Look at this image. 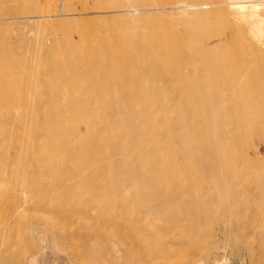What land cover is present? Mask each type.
Here are the masks:
<instances>
[{"label": "rangeland", "instance_id": "rangeland-1", "mask_svg": "<svg viewBox=\"0 0 264 264\" xmlns=\"http://www.w3.org/2000/svg\"><path fill=\"white\" fill-rule=\"evenodd\" d=\"M158 1L130 13L117 0L0 2V70H15L0 76V264H264V121L239 90L264 87V0ZM199 11L192 38L220 40L230 69L246 67L240 82L193 44L168 46L163 64L53 70L34 56L42 32L61 57L69 43L102 54L145 25L191 31Z\"/></svg>", "mask_w": 264, "mask_h": 264}, {"label": "bare ground", "instance_id": "bare-ground-1", "mask_svg": "<svg viewBox=\"0 0 264 264\" xmlns=\"http://www.w3.org/2000/svg\"><path fill=\"white\" fill-rule=\"evenodd\" d=\"M7 1L13 2L18 0H0L1 3H7ZM117 1L118 2L111 8H120L127 13L137 12L138 10L157 11L164 9L163 4L158 0H128L126 2L124 0ZM120 1L122 2L120 3ZM196 6H201V4L193 5L192 7ZM64 10L65 7H61L58 10V15L63 14L62 12ZM52 12L55 11L45 10L42 12L39 10H35L32 13L36 14V16L29 18H38L43 20L44 22H47L53 16ZM195 16V20H192L191 25L187 27L191 31L185 30L182 33L183 35L177 33H169L164 35L160 29H153L154 27L152 28L151 25H145V32H140V34L136 38H134L133 36H129L126 38L122 37L119 41L120 43L118 41H112L111 44L107 45V50L102 54L99 51L93 50L94 48H73L69 43V45H65L67 51L66 58L65 56L61 57L58 55L57 47L45 46L43 40L41 39L43 38L42 32L41 36H38L36 38L38 51L35 52L34 56L38 59L41 58L42 60H45L47 63H51V65L53 66V70L56 69L57 65H60L58 64V61H64V63L66 62L67 64L73 65L75 63L74 60L79 58L84 60L85 62H91L92 64H96L98 59L112 62L120 61L127 63H141L143 65H147L149 63L163 64V61L171 57L166 56L168 46H172L173 44L178 43L183 45L188 44L191 47V45L193 44L195 46L191 51V56L196 59L203 60L206 64L207 70L209 69V71H212V73H217L218 69H224V71L229 70L231 71L232 79L240 82V79L245 78L248 75V73L246 72V67L242 64L239 65V62H234L232 64V68L230 69L231 60L227 59V57L223 59L221 57L220 49L217 47V45H219L217 43H221L220 40L211 46L213 48H208L206 44L211 40L212 37L210 32L206 31L204 36H202V38L198 40H194L192 38L196 35L194 31H192L194 29L193 25H202L201 27L207 26L206 22L203 19L205 16L202 11L196 12ZM0 20H2L1 16ZM188 21L189 18L182 19L183 23H186ZM250 32V36L253 37V39L258 38V42L262 40V30L256 24V22L252 23ZM134 45L136 46L134 47ZM26 59L27 57L24 56L22 59L23 63L21 65L24 73L27 72V67L26 65H24ZM177 63L178 60L176 61V64ZM148 69L149 68H146V66L143 67V70ZM7 73L12 75L15 74L13 65H5V67L0 70V76L4 77ZM239 90L241 92L243 107L249 119L252 118V121L257 123H260V119L264 121V87L251 88L249 86H245L244 88H239Z\"/></svg>", "mask_w": 264, "mask_h": 264}]
</instances>
